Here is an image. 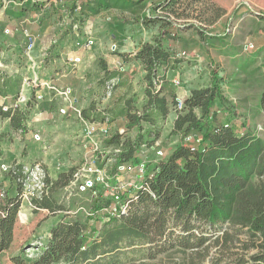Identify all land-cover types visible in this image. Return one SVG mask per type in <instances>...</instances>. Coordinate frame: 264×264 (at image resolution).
Returning <instances> with one entry per match:
<instances>
[{
    "label": "trees",
    "instance_id": "16d2710c",
    "mask_svg": "<svg viewBox=\"0 0 264 264\" xmlns=\"http://www.w3.org/2000/svg\"><path fill=\"white\" fill-rule=\"evenodd\" d=\"M15 1L13 15L18 21L23 20L30 7L40 3ZM144 1L80 0L79 14H97L108 8L135 14ZM175 1L160 0L156 6L166 9ZM10 6L8 2L6 10ZM256 17L264 31V13ZM138 19L144 27L157 23L164 27L134 53L133 58L145 71L147 101L140 113H133L129 104L124 107L126 127L140 129L141 122H153L152 111L166 117L173 110L176 118L171 134L181 133V142L154 164L148 191L141 189L129 197L124 214L103 216L99 211L110 200L91 196L89 212L62 214L30 264H134L138 259L169 253H182L190 264H264V50L259 68L263 73L259 96L261 134H257L244 125L219 120L214 110L215 101L221 100L216 75L211 85L191 89L183 100V108L176 109V93L168 87L166 72L176 68L180 60L170 52L164 39L177 37L174 30L178 26L166 17L149 13L140 14ZM99 63L105 78L113 79L115 72ZM250 67L247 62L241 70L252 75L256 69ZM82 116L91 119L86 110ZM5 118L13 132L26 131V109L2 104L0 119ZM121 134L115 133L105 140L113 149H119L117 156L121 161L130 159L143 143H153L143 142L140 134L136 140H125ZM187 136L192 139L186 140ZM74 172L71 168L55 180L45 177L39 197L31 198L34 207L51 213L66 211L53 194L69 185ZM6 175L16 181V193L4 191L0 198V252L12 243L25 178L19 165L9 168ZM12 259L23 263L20 258Z\"/></svg>",
    "mask_w": 264,
    "mask_h": 264
},
{
    "label": "rangeland",
    "instance_id": "374dc122",
    "mask_svg": "<svg viewBox=\"0 0 264 264\" xmlns=\"http://www.w3.org/2000/svg\"><path fill=\"white\" fill-rule=\"evenodd\" d=\"M159 1L153 3V0H145L142 7L134 11L135 15L107 12L100 16L99 24L103 29L97 38L101 47L105 48L104 51L113 53L110 46L119 41L124 46L120 48L123 50L122 55L126 61L131 62L133 57L129 54L136 47L132 45L133 42L139 44L138 40L145 39L152 41L164 27L161 28L159 23L144 27L138 19L140 14L149 13L151 16L168 18L178 26L174 30L177 37L164 39V44L174 55L186 52L184 57H176L180 60L178 63L183 64L181 67L176 66L174 73L179 79V86L206 87L211 85L216 75L221 100L215 101L214 110L218 111L219 120L232 122L236 126L244 125L249 130L261 134L259 96L263 85V73L259 68L264 50V31L260 30L262 22H259L256 16L258 13H264V0H177L166 9L156 6ZM0 2L1 5L2 0ZM45 2L40 3L42 7H31L29 10L34 13L40 9L43 11L40 20L30 18L31 24L36 25L40 21L44 28H48L46 30L49 34L48 46L43 53L53 47L55 44L52 42L53 39L59 40L67 32L72 33L73 29L81 31L83 41L86 39L88 33L82 34L84 26L82 22L87 11H83V15H75L68 0H56V3L51 2L44 7ZM2 12L3 10H0V28L9 26V18ZM106 16H110L107 21ZM90 26L91 24L87 25V31L96 44V37ZM138 29L141 36L134 41L130 37V31L137 34ZM12 42L18 46L17 50L23 49L24 42L20 36H13ZM6 44L3 41L0 43V63L10 67L12 57L7 52ZM248 44H252V47L246 49L245 46ZM100 60L102 59L98 58L90 62L92 65L87 66L86 72L84 71L85 77L82 80L76 79L75 92H72L69 85L72 97L76 100V107L81 110L82 118L76 114H61L59 110L65 107V102L61 97L47 93V89H40L37 94L42 97L37 98L35 90L39 87H32L31 83L30 99L18 103V106L27 112L26 131L13 132L10 128L0 130V190L7 191L10 195L16 193V181L6 175L9 168L22 166L25 176L13 240L8 249L0 252V264H17L13 257L22 259L21 264H30L46 244L50 228L59 221L62 214L90 211L92 200L90 193L80 192L70 183L53 194L57 204L63 206L66 211L51 213L47 209L36 208L31 203V198L39 197L42 190L39 186L40 181L45 177L55 180L60 173L71 168L77 170L84 158L89 156L79 144L84 122L98 124L104 122L109 127L110 136L122 133L125 140H136L140 134L143 142L158 141L164 157L181 142V133L171 134L174 121L172 116L175 115L173 110L166 117L160 116L157 111L149 110L153 118L152 123L141 122L140 129L126 127L122 110L129 104L133 113L143 111L147 101L144 94L145 82L138 76L128 82L126 77H122L124 72L119 69L117 76L109 64L107 65L111 68L109 71L115 72V77L106 79L104 69L99 64ZM247 62L251 64L250 68L256 69L252 75L241 70L242 65ZM68 83L71 82L64 81L60 86L68 87ZM168 87L174 88L175 85L168 81ZM181 96L184 97V94ZM83 110L90 115V120L82 116ZM170 113L173 114L170 116ZM35 134L40 136V140L34 136ZM99 139H101L99 150L105 155L104 158L111 156L113 147L105 143L106 139L102 137ZM142 145L136 149L135 154L144 150ZM154 157L153 151L149 159L152 160ZM183 258L182 253H169L153 259H138L134 264H190Z\"/></svg>",
    "mask_w": 264,
    "mask_h": 264
},
{
    "label": "crops",
    "instance_id": "0c3cea01",
    "mask_svg": "<svg viewBox=\"0 0 264 264\" xmlns=\"http://www.w3.org/2000/svg\"><path fill=\"white\" fill-rule=\"evenodd\" d=\"M43 1H46L43 6L45 7L48 5V3L51 4V2L56 3V0H40V3H43ZM70 4L72 5V2L68 0ZM80 1V0H79ZM38 4V7H42L41 4ZM55 5V4H54ZM0 10H3L2 14L9 18V26H6L4 28H0V43L2 41L7 43V52L10 53L12 57V61L10 63L11 66H4V64L0 63V105L7 106H13L18 107V99L20 96L24 97V101H28L31 97V83H33V80H36L37 82L43 84L39 87V89L35 90V95L37 96L39 90H46L47 93H52L54 97H61L57 91H60L63 89L60 84H62L64 81H69L71 83H68L72 88V92H75V86L77 85V78L82 80L86 74L87 66L92 65L89 64L90 62L96 61L98 58H101V62L106 64L107 70H111V68H108V64L110 67L112 66L113 71L116 72V75L118 76V70L121 68L122 77H126L128 82L131 81V78L133 77H139L143 78L145 71L142 67V64L133 58L131 62L126 61L124 56L122 55L123 50H120V48L124 47L119 43V41L116 42L117 50L114 53H106L104 51L105 48L101 47L100 40L97 38L98 35H100L102 32L101 26L99 24V17L106 14L107 12H118L121 15L122 14H130L131 12L129 10H120L118 8H108V9H101L97 14H89L85 15V20L82 22L83 32L85 33V27L89 24L91 26L89 27L91 29V32L96 37V44L92 48L88 50H84L80 47V44L83 42V35H81V31H78L76 29H73V32H67L64 36L57 39L55 44L52 48L48 49L46 53H43L42 51L47 49L48 46V36L46 30L48 28H44L40 21L36 25L35 23L31 24L32 21H30V18H36L37 20H40L41 16L43 15V11L40 9L38 12H30V8L25 12L23 15L24 18H28V22L26 26L29 24V30L37 35V42L35 48L31 52V60L28 59L25 56L24 49H25V38L20 30L14 31L16 34H6L4 33V29L11 28L15 25H18L21 23V21H18L14 17L15 13V6H10L8 10L6 8H2V5H0ZM73 6V5H72ZM41 12V13H40ZM74 13V12H73ZM132 14V13H131ZM76 15V14H75ZM135 15V14H134ZM106 18V17H105ZM43 18L41 19V21ZM106 20V19H105ZM107 21V20H106ZM29 23V24H28ZM86 25V26H85ZM142 29L145 31L144 27ZM130 37L133 38L134 41L139 39L141 36V31L138 29L137 34L133 31H130ZM20 36L24 42V47L22 50H17L18 46L13 44L12 38L13 36ZM132 40V41H133ZM140 41L139 44H136V42H133L132 45H136V47L133 49L132 52H130L129 56L133 57L134 53L140 48L141 44L144 42H150V39L145 40H138ZM75 45V46H74ZM47 55V56H46ZM80 56V59H82V62L79 64H68L66 62V59L68 56ZM45 56V58H44ZM32 61V64H31ZM99 61V62H100ZM14 63V64H13ZM88 63V64H87ZM100 64V63H99ZM13 65V66H12ZM183 64L178 63L176 66L181 67ZM12 67V68H11ZM8 70V71H7ZM176 68L169 69L166 72V77L168 81L171 82L172 79L176 78L174 76ZM85 71V72H84ZM134 72V73H133ZM135 72L137 73L135 75ZM80 82V81H79ZM46 85H49L51 88L46 87ZM32 87L34 85L32 84ZM36 87V86H35ZM53 87V88H52ZM177 89V90H174ZM172 88L176 96H181L184 94V98L189 96L192 87L185 88L183 86L174 87ZM74 98V97H73ZM7 104V105H6ZM175 113V112H174ZM173 114V113H172ZM170 113V116L172 115ZM176 118V113L174 116H172V120ZM9 129V119H0V130L3 129ZM173 149L169 150L167 154H169Z\"/></svg>",
    "mask_w": 264,
    "mask_h": 264
},
{
    "label": "built area",
    "instance_id": "2783aa9c",
    "mask_svg": "<svg viewBox=\"0 0 264 264\" xmlns=\"http://www.w3.org/2000/svg\"><path fill=\"white\" fill-rule=\"evenodd\" d=\"M70 1L72 5H74V13L79 14V0ZM8 2H11L13 6L17 5V1L15 0H2L1 5L3 9L8 6ZM105 19L109 20L110 16H106ZM27 22L28 18H24L20 24L4 29V33L11 34L14 31L20 30L25 38V56L31 60L30 54L36 46L37 35L27 28ZM87 33L88 36L82 44H80V47L84 50H88L95 45V40L87 31L86 26L85 34ZM52 42L55 43L56 40H52ZM245 47L248 49V47H252V44H248ZM116 50V43L111 44L110 51L114 53ZM185 55V51L175 54L176 57H184ZM66 60L69 64H79L81 61L80 56L75 55L68 56ZM32 82L36 87L43 85L36 80ZM171 82L176 87L180 85L179 79L177 78L172 79ZM47 86L48 85H46V87ZM48 88L51 87L48 86ZM57 92L65 102V107L59 110L60 113L65 115L76 114L82 118L81 110L76 107V100L72 97L71 88L65 87ZM38 97L41 98L42 95H38L37 98ZM183 100V96H176V109L181 110L183 108ZM23 102H25L24 97L20 96L17 103ZM215 112L218 114V111L215 110ZM34 136L40 140L38 134ZM99 137H102V139L110 137L109 127L106 123L102 122L98 124L90 121L84 122L79 144L85 154L89 156H86L81 166L75 170L70 184H74L80 192L90 193L92 197L99 195L102 198L110 200L108 206L102 208L99 212L106 217H118L126 212L130 202L129 197H134V194L141 189L148 191V180L151 179L155 173L154 164L164 157V153L159 146V142L155 141L151 143L150 146L142 145L141 147L144 150H140V153H134L130 159L121 161L117 156L119 149H113L112 155L104 158L105 155L99 150L101 144V139H99ZM185 139L190 140L192 137L187 136ZM153 151L155 157L150 160L149 155ZM1 167H3V165H1ZM39 186L41 189L43 188V180L40 181ZM150 194L152 195L151 192ZM2 197L3 192L0 190V198Z\"/></svg>",
    "mask_w": 264,
    "mask_h": 264
}]
</instances>
